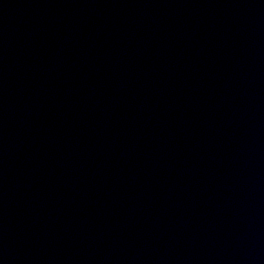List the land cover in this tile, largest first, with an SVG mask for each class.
<instances>
[{"label":"water","instance_id":"water-1","mask_svg":"<svg viewBox=\"0 0 264 264\" xmlns=\"http://www.w3.org/2000/svg\"><path fill=\"white\" fill-rule=\"evenodd\" d=\"M0 264H264V0H0Z\"/></svg>","mask_w":264,"mask_h":264}]
</instances>
